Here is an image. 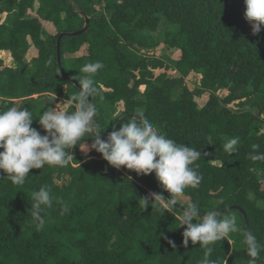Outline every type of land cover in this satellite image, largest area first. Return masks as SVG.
<instances>
[{
  "label": "trees",
  "instance_id": "1",
  "mask_svg": "<svg viewBox=\"0 0 264 264\" xmlns=\"http://www.w3.org/2000/svg\"><path fill=\"white\" fill-rule=\"evenodd\" d=\"M244 12V0H0V52H8L13 61V66L0 61V111L28 108L37 119L32 127L43 135L40 113L59 102L73 110L71 97L79 92L73 82L79 85L86 75L81 68L103 62L105 67L94 77L99 91L91 97L101 136L106 139L113 126L119 130L143 110L159 134L201 151L196 163L203 180L182 196L189 203L198 202L201 215L238 207L249 231L264 244V209L255 203L264 198V175L257 174L264 172V161L249 159L254 151L264 152V137L251 118L219 108L215 97L210 96L203 108L194 99L219 88H249L253 106L264 114V27L252 35ZM85 19L89 25L83 34L66 36L60 43L63 75L56 58L58 36L80 31ZM162 21L169 24L165 44L179 55L176 73L201 77L195 94L183 90L176 97L178 80L166 74L154 77L160 62L128 49L155 48L153 34ZM84 46L86 55L66 57ZM232 137H239L240 143L230 155L223 144ZM71 151L74 160L69 166L32 169L24 185H13L0 170V264H199L204 249L191 241L183 247L184 228H179V209L188 203H177L163 216L156 207L140 206V198L151 192H165L170 198L155 173L118 170L95 151L83 156L79 146ZM42 186L62 198L69 211L62 215L56 204L45 208L47 223L39 228L30 207L33 193ZM230 213L224 215L235 216L247 230L243 215ZM211 246V258L218 264L225 259L227 264H249L241 233ZM257 264H264V251Z\"/></svg>",
  "mask_w": 264,
  "mask_h": 264
},
{
  "label": "clouds",
  "instance_id": "2",
  "mask_svg": "<svg viewBox=\"0 0 264 264\" xmlns=\"http://www.w3.org/2000/svg\"><path fill=\"white\" fill-rule=\"evenodd\" d=\"M244 17L251 25L252 35H259L264 27V0H244ZM101 61L86 63L81 68L85 73L79 78V92L71 97L74 109L67 111L64 102L56 103L43 114L38 121L41 134L32 127V112L22 106H11L6 111H0V170L6 173V178L13 185H24L32 169H41L45 165L67 167L74 160L72 149L79 146L82 152L95 151L112 167L126 168L137 175L147 176L155 173L162 188L170 194L166 199L162 193L151 192L140 198V206L144 209L151 206L162 212H168L177 205V196H182L186 188H197L203 176L197 171L196 163L202 158L200 150L178 144L173 139L159 134L147 119L143 110L123 123L119 130L109 132L106 139L101 136L95 117L96 105L89 97L97 94L99 89L95 82V74L104 68ZM264 116V114H262ZM92 140L91 145L86 140ZM209 144L212 138H208ZM240 143L239 137L228 138L223 149L228 154H234ZM259 145H253L258 149ZM252 161H264V152L254 151L249 154ZM264 175V172H258ZM59 205L61 214L69 211V205L60 197L52 194L48 186H42L33 193L30 214L37 227L43 228L47 223L45 208ZM179 228L183 227V247L187 248L189 241L197 243L204 249V258L199 264H218L211 258L213 247L217 241L229 238L231 234L241 233L246 245V253L250 257L249 264H257L264 244L257 240L252 232L243 229L233 215H224L217 210L201 215L198 202L188 203L180 208ZM173 248V240L164 237ZM224 264H227L225 259Z\"/></svg>",
  "mask_w": 264,
  "mask_h": 264
},
{
  "label": "rangeland",
  "instance_id": "3",
  "mask_svg": "<svg viewBox=\"0 0 264 264\" xmlns=\"http://www.w3.org/2000/svg\"><path fill=\"white\" fill-rule=\"evenodd\" d=\"M35 9L37 4L34 5ZM4 19V16L1 17V21ZM43 27L46 29L47 32L54 34V30L52 27L47 23H42ZM169 29V24L165 21H162L159 28L153 34L155 41L157 42V46L152 49L137 47V46H129L128 49L131 51L137 52L142 56L147 57L148 59H156L160 62V66L158 69L154 70V77H158L159 75L166 74L167 76L178 80L179 86L175 90V96H179L180 93L184 90H187L192 93H196L200 88V76H195L193 74L182 78L180 75L176 73L174 70V61L178 59V54L170 49L164 42V32ZM34 53V50L31 51ZM87 54V47L84 46L81 50L73 55V56H66L67 58L70 57H78ZM32 54L30 56H26L24 61L26 64L30 63ZM0 61H2L3 66H12L13 62L11 61L10 55L7 52H0ZM141 91L144 90L143 87L140 88ZM210 96L216 98L218 102L219 108H226L234 113H237L241 116L246 118H251L259 127L260 134L264 137V116L259 114L255 107L253 106L254 95L251 93V89L244 88V89H235L231 90L229 88H219L217 91L214 92H205L202 95H195V102L198 108H203L206 101ZM1 102V101H0ZM65 110L68 109V105L64 103ZM91 145V144H88ZM81 151V149H80ZM90 153V152H89ZM89 153H84L81 151L83 156H88ZM262 189H264V183L262 185ZM177 203L181 206L186 205L189 203V198L185 196H177ZM254 200V198H252ZM256 206L260 209H264V198L258 199L255 201ZM233 212V211H230ZM230 212L226 214H231ZM260 241L264 243V232L260 235Z\"/></svg>",
  "mask_w": 264,
  "mask_h": 264
},
{
  "label": "water",
  "instance_id": "4",
  "mask_svg": "<svg viewBox=\"0 0 264 264\" xmlns=\"http://www.w3.org/2000/svg\"><path fill=\"white\" fill-rule=\"evenodd\" d=\"M88 25H89V20H88V19H85V26H84L80 31H76V32H74V33H62V34H60V35L58 36V40H57V50H56V58H57V65H58V68H59L60 72H61L63 75H65V73H64V71H63V69H62L61 61H60V43H61L62 39H63L64 37H66V36H70V37H77V36H80L81 34H83V33L86 31V29L88 28ZM66 78H67L68 80H70L67 76H66ZM73 83H74V85H75L76 87L80 88V86L78 85L77 82H73ZM91 100H92V98L89 97V101H90V102H91ZM126 118H128V117H126ZM117 129H118V127L115 128V130H117ZM164 195H167V194L164 192ZM230 211H237V212H239V213H241V214L243 215V219H244V221H245V225H246L247 231H249L247 218H246L245 214L243 213V211H242L241 209H239L238 207H227V208L221 210V211H220L221 216L224 215V214H226V213H228V212H230Z\"/></svg>",
  "mask_w": 264,
  "mask_h": 264
},
{
  "label": "crops",
  "instance_id": "5",
  "mask_svg": "<svg viewBox=\"0 0 264 264\" xmlns=\"http://www.w3.org/2000/svg\"><path fill=\"white\" fill-rule=\"evenodd\" d=\"M8 53V52H7ZM11 58V57H10ZM11 61H12V59H11ZM13 62V61H12ZM13 66V65H12Z\"/></svg>",
  "mask_w": 264,
  "mask_h": 264
}]
</instances>
